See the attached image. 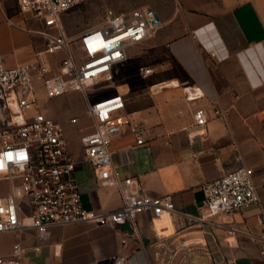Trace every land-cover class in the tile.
Segmentation results:
<instances>
[{
  "label": "crops",
  "instance_id": "crops-1",
  "mask_svg": "<svg viewBox=\"0 0 264 264\" xmlns=\"http://www.w3.org/2000/svg\"><path fill=\"white\" fill-rule=\"evenodd\" d=\"M153 9L161 28L128 47L125 62L113 70L125 112L145 127L143 145H135L125 126L109 151L120 175L132 178V192L169 196L174 212L161 221L141 213L133 230L56 226L45 241L32 229L4 233L0 258H9L19 244L20 264H111L117 254L126 255L128 264H165L174 251L173 263L264 264L262 246L250 238L263 236L258 220L264 224V0H161ZM44 31L41 21L20 12L18 0H0L5 67L34 62L44 48ZM139 69L151 71L142 75ZM193 89L200 96L187 102L185 92ZM215 109L224 115L215 116ZM195 110L207 116L199 136L191 127ZM236 157L251 169L259 202L230 216L187 218L204 216L202 185L235 169ZM75 160L82 207L117 209V190L101 187L93 170L81 172L83 155ZM28 215H22L24 222ZM181 246L192 251L184 254Z\"/></svg>",
  "mask_w": 264,
  "mask_h": 264
},
{
  "label": "built area",
  "instance_id": "built-area-1",
  "mask_svg": "<svg viewBox=\"0 0 264 264\" xmlns=\"http://www.w3.org/2000/svg\"><path fill=\"white\" fill-rule=\"evenodd\" d=\"M82 1L18 0L20 12L42 22L45 44L30 64L7 68L0 57V235L32 229L45 241L50 228L72 224L112 228L127 225L133 230L134 220L141 213L148 212L152 220L161 221L174 212L169 196L147 197L132 192V178L121 176L111 163L110 143L123 127L135 138L136 146L143 145L145 127L134 122V113L125 112L124 95L115 90L90 99L87 94L99 83L112 82L114 68L126 60V49L148 39L161 28L162 21L147 6L124 15L108 11L100 25L66 36L60 16ZM53 29L55 33L51 34ZM150 71L139 69L142 75ZM39 91L47 99L70 91L83 96L90 120V131L79 137L83 161L92 167L93 177L101 187L117 190V209L93 211L82 207V191L74 175L76 160L66 143L65 130L40 111ZM199 96L194 89L185 92L187 102ZM213 113L224 115L220 109ZM192 118L191 127L199 136L207 123L206 113L195 110ZM74 121V117L68 119L69 123ZM235 160L239 163L235 169L202 185L204 216L187 218L201 222L230 216L259 202L251 169L241 163L240 157ZM25 212L29 214L27 222L22 216ZM258 223L263 236L250 238L262 246L264 254V224L262 219ZM181 249L184 254L192 251ZM22 251L19 244H14L9 258H0V264H20ZM34 251L38 252L39 247ZM174 257L175 251L165 264H186L182 259L173 263ZM111 264H128L127 256L117 254Z\"/></svg>",
  "mask_w": 264,
  "mask_h": 264
},
{
  "label": "rangeland",
  "instance_id": "rangeland-1",
  "mask_svg": "<svg viewBox=\"0 0 264 264\" xmlns=\"http://www.w3.org/2000/svg\"><path fill=\"white\" fill-rule=\"evenodd\" d=\"M161 0H83L76 4L60 16V23L66 36H74L82 31L98 26L103 21L108 11L115 15L128 14L131 10L147 6L153 9V5ZM167 1V0H163ZM113 16V14H112ZM51 34L55 30L49 31ZM119 83L113 78L112 82H103L95 85L88 91L90 99L103 97L116 90ZM40 90V89H39ZM37 95V94H36ZM38 107L46 116L59 122L65 130V139L69 149L75 157H82V148L79 137L87 132L90 127V120L86 112V103L83 96L77 92H67L66 94L53 98H45L43 92L37 95ZM74 117V123H69L68 119ZM83 173H92L90 165L82 162ZM79 173H77V176Z\"/></svg>",
  "mask_w": 264,
  "mask_h": 264
}]
</instances>
